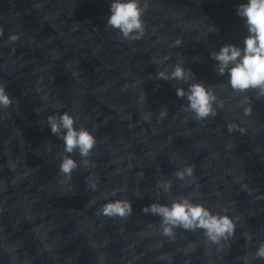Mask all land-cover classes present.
I'll list each match as a JSON object with an SVG mask.
<instances>
[{"label":"water","instance_id":"95a60500","mask_svg":"<svg viewBox=\"0 0 264 264\" xmlns=\"http://www.w3.org/2000/svg\"><path fill=\"white\" fill-rule=\"evenodd\" d=\"M144 2L145 34L125 40L106 25L110 0H0V83L12 97L0 109V264H243L245 254L264 264L254 256L264 241V96L234 93L211 57L243 45L241 0ZM178 62L214 91L216 116L196 120L176 94L188 85L157 78ZM65 111L94 132L89 156L66 153L51 132L48 116ZM69 155L78 167L66 176ZM185 165L194 174L180 180ZM182 196L236 217L234 235L220 245L199 230L162 237L160 217L143 209ZM116 198L131 201V215L97 214Z\"/></svg>","mask_w":264,"mask_h":264},{"label":"clouds","instance_id":"9594fccd","mask_svg":"<svg viewBox=\"0 0 264 264\" xmlns=\"http://www.w3.org/2000/svg\"><path fill=\"white\" fill-rule=\"evenodd\" d=\"M146 10L144 0H110V14L106 25L116 30L125 40H139L146 31L144 20ZM236 14L243 20L247 33L243 45L226 43L213 51L211 57L216 61L215 71L218 75H227V84L234 93L243 94L251 89L258 96H264V0H241L236 7ZM16 38L14 35L10 37L12 40ZM179 43L178 38L175 44ZM156 75L160 79L183 81L188 85L187 88L178 87L176 94L181 98L186 97V110L191 112L196 120L214 117L217 115V108L222 107L214 91L205 83L195 81L192 71L185 68L182 62L173 65L170 71L158 70ZM244 99L247 103L243 114L250 116L252 107L249 98L245 96ZM11 104L12 97L5 85L0 83V109ZM164 114L166 110L161 113ZM75 119L71 113L65 111L59 115H49L47 122L52 133L61 135L66 153L78 150L82 157H87L96 145L97 138L91 129L75 126ZM234 130L245 131L238 124L230 123L228 131ZM77 167V161L69 155L60 161L59 171L70 176ZM193 174L192 165H185L175 173L180 180ZM158 187L167 191L171 188V183L158 182ZM143 210L160 217V235L169 240L175 238L176 229L191 232L199 230L208 242L220 245L221 241L227 242L234 235L237 227V218L228 214L226 210L213 211L204 203L188 196L173 199L170 203L153 202ZM131 213L132 204L126 198L107 199L97 210L99 216L109 219H124ZM248 238L250 239V236ZM187 250H194V246L189 245ZM254 256L264 260V241L259 243ZM242 261L243 264H249L247 254L242 257Z\"/></svg>","mask_w":264,"mask_h":264}]
</instances>
